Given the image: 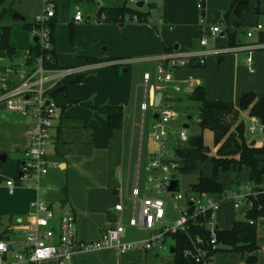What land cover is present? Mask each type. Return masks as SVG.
<instances>
[{
  "label": "crops",
  "instance_id": "crops-1",
  "mask_svg": "<svg viewBox=\"0 0 264 264\" xmlns=\"http://www.w3.org/2000/svg\"><path fill=\"white\" fill-rule=\"evenodd\" d=\"M116 1L115 5L108 8H121L127 5L129 0ZM257 2V25L251 28L253 36L251 38L247 36L248 39L254 37V31L260 33L259 39L264 36V27L259 23L261 16L264 15V10L260 9V5L264 3V0H257ZM152 4H154V7L149 11H157V4ZM78 10L81 9L77 7L76 12ZM243 14L240 17L235 14L236 20L233 25H228L225 29L222 28L219 36L215 37L226 40L227 46L218 49L259 46L261 48L254 51H264V42L243 41L241 34L243 30H247L243 26ZM148 15L146 22L131 21L123 25L109 24L104 21L93 24L90 23V19L84 22H76L73 18L70 23L74 24V26L76 24L79 26L85 25V22H87L88 29L94 31L91 37L96 39V42H94L96 48L92 46L86 49L87 51L80 49V54L77 55L75 64L70 67H64L60 64L59 54L56 49L57 42L56 38H54L57 59L63 69L45 70L46 77L49 79L48 84H46L49 90V98L56 110V118L51 130V147L48 150L47 159L57 162L59 165L57 168H51L50 172L40 179L22 180L20 172L21 165L25 160V153L30 147L32 136L38 131V121L30 113L10 112L4 107V97L7 92L17 87L23 81V78L33 70L29 68L28 60L36 43L34 35V43L31 44L28 39L27 45H25L27 46L25 64L20 66L10 65L11 68L7 70L9 75L7 78L0 80V158L4 159L5 157L6 159L5 161H0V213L4 215L3 220L9 222V227L22 220V222H27L26 219L30 214L31 204L40 197L51 204L58 217L66 208L73 209L76 215V235L78 240L83 242L99 240L107 229L116 228L119 223H124V219L125 224L127 223L132 211L131 206L130 214L124 218L127 212V202L132 204V190L136 186L137 178L140 181L143 161L142 139L148 111L143 114L141 105L146 96L147 101L153 102L156 106V98L160 93L152 87L146 91L144 75L149 73L152 77L150 86H155L158 84L156 76L158 66L161 63L159 60L161 55L174 53L184 55L189 52L200 53L204 52L208 46L203 47L200 44L201 49L197 50L192 48L191 43L188 42L186 38V35L190 32L188 15L177 21L170 18V15L167 17L166 14L165 21L159 20L157 24H155L154 20L149 22ZM12 16L4 19L0 26L11 28V46L15 51L17 44L14 40L12 41L14 28L18 27L17 24L24 25L28 21H16L13 20ZM168 18L178 22L177 34L174 33L175 27L169 23ZM12 26H14L13 29ZM258 26H262V28L259 29ZM195 27L199 28L198 25H195ZM231 37L235 38L234 41ZM103 46H106L103 52H108L107 55H103L100 52ZM209 51L215 50L211 49ZM254 51L252 53L253 70H249L247 65H245L246 68H243L237 64L238 55L248 56L245 51L217 55L219 65L224 64L226 58L234 60L233 84L231 88L226 85L230 80L227 82L222 77H219L218 85H215L216 89L209 88L206 78L211 72L215 71L216 68H213V66L211 69L203 71L206 65L204 67L198 66L192 61L189 66L179 67L175 70L172 81L168 83L169 91H167L164 99L178 114V117L169 124V134L174 129L178 131V141L175 142L179 143L181 130H178L179 127L176 125L178 122H181L185 129L190 128L192 120L195 121L196 125H200L201 104L190 99L196 87H204L208 99L232 102L236 107H238L240 98L245 93L254 92L258 96L264 94V80L256 78L254 69L255 66L257 67L264 60V52L254 53ZM132 55L136 56L133 57ZM9 57L11 58V56ZM86 58H94L98 61L86 65ZM140 62L155 64L156 74L152 75L149 70H145L138 77L140 80L137 81L136 79L138 78L134 79L133 76L128 75L131 68H124V73H119L118 66L123 65L126 67V64ZM254 62H256V65ZM102 68L104 72L99 77L96 75L97 77L95 78L87 73L91 70ZM243 70H245L246 78H243ZM11 71L14 72L11 74ZM105 76H107L108 84L103 86L99 83L98 78H104ZM140 87L145 88L142 96H139ZM230 94H232V97H230ZM161 101H163L162 98ZM110 107H121L124 112L122 127L115 130L111 136H109L107 122V113ZM153 114L155 119L156 113L154 110ZM185 116H187V120L184 119ZM241 120L246 124L247 143L253 144L255 147H263L264 133L260 123L255 118H251L247 112L241 113ZM139 123L141 124V136L137 145L136 135L137 130L140 129ZM257 128L261 130L262 138L253 137L250 134V129L255 130ZM173 142L171 134L167 143L168 154L174 153V149L171 147ZM210 149L211 155H215L216 153L213 152H217L215 145L213 149ZM159 150L160 145L151 133L148 136L145 154V160L147 161L146 172L150 160ZM169 157L172 158L170 155ZM134 168L136 174L133 179ZM224 174H233L232 185L229 189L224 188L222 196H213L218 200L223 199L226 194H235L241 188H244L242 182L246 184L245 187L251 185L250 170L246 167L238 173ZM133 180L135 183L131 185ZM8 181L14 182L13 194L9 192ZM42 192L44 193L42 194ZM119 204L124 207L121 212L115 209ZM225 204H229L230 212H232L231 226L229 227H223L219 223L221 221L219 215L224 210L223 206ZM249 209L250 206L247 202H243L238 209L234 208L232 201L224 202L218 213V219H216L218 229L221 231L233 229L237 221L245 219ZM237 211H242V219L237 218ZM256 225L258 250L252 253L240 254L224 249L212 257L211 264H250V258H254L255 264H264L263 219L260 218ZM130 229L127 228L125 241L147 237V235L144 236L142 234L143 232L132 233ZM170 241L172 245L173 241ZM160 253L162 252L144 249L124 253L116 249H104L92 253L76 254L68 264H166L168 261L160 262ZM239 258L241 261L237 263L236 260ZM170 261L174 264L173 254H171ZM40 264L61 263L56 259H51ZM167 264H171V262Z\"/></svg>",
  "mask_w": 264,
  "mask_h": 264
},
{
  "label": "built area",
  "instance_id": "built-area-1",
  "mask_svg": "<svg viewBox=\"0 0 264 264\" xmlns=\"http://www.w3.org/2000/svg\"><path fill=\"white\" fill-rule=\"evenodd\" d=\"M138 8L143 2L148 5L149 10L152 0H130ZM44 3L43 15L35 18L33 23V35L38 39L37 44L41 50L51 51L52 29L51 22L56 17L55 0H42ZM200 10L204 9L203 1L198 3ZM139 10V8H138ZM105 18V15H104ZM102 17V19H104ZM76 22H84L85 17L81 10L74 16ZM146 22L147 19H140L137 15L126 18V23ZM202 27H205L212 37H217L222 32L221 26L207 24L206 16L201 18ZM259 29L262 26H258ZM253 36V31L247 34ZM201 46L208 45V39L202 37ZM50 46L52 47L50 49ZM259 46H240L234 49H217L215 51H204L200 53L189 52L180 54H163L157 70L158 84L150 86L151 75H144V86L146 91L152 87L162 94V100L158 106L153 102L145 100L141 105L143 114L152 108L159 118L154 125L153 138L159 143V152L150 160L147 166L148 184L144 189L140 187L137 178L136 186L132 190L131 201L132 211L127 223H119L116 228L107 229L102 237L94 242H83L78 240L76 235V215L71 208H66L58 217L49 202L38 198L31 204V211L27 222H17L9 227L15 236L14 240L9 235L5 240L0 241V264H40L43 261L56 259L61 264L70 263L76 254L92 253L104 249H116L119 252H130L138 249L147 251H169L172 253L175 241L173 235L182 232L190 236L192 246L182 252V256L194 264H211L212 257L220 251L222 244L218 238V227L216 225L217 215L221 206L226 201H232L234 208L241 207L243 202L249 201L251 197H257L258 192L253 186L241 188L235 194H226L223 199L218 200L211 195H198L193 193L188 197L176 191H170L174 177L172 172L179 170V163L169 157L167 143L169 138V124L178 117L177 112L167 104L164 99L168 91V83L173 79V70L179 67H186L192 61L198 66H205L211 55H219L230 52L245 51L248 56L246 64L249 70H253L252 53L259 49ZM49 79L46 77L43 68V57L38 66L28 73L23 81L14 89L7 92L4 97V105L10 112L32 114L38 121V131L32 136L31 144L25 153L20 172L21 179L34 177L40 179L46 176L51 168H57L58 163L47 159V153L51 147V130L56 118L54 104L49 98V90L46 84ZM49 102V103H48ZM190 137L187 129L182 128L179 133V143H188ZM9 192H14V182L8 181ZM149 192V196L146 193ZM44 192H42L43 194ZM116 211H123L122 204L116 206ZM264 221V218H262ZM250 224H255L250 221ZM127 228L144 229L149 236L141 239L125 241ZM203 230L192 236V231ZM22 239L20 248L19 244ZM168 240L173 244L169 247ZM10 245L13 250L10 249Z\"/></svg>",
  "mask_w": 264,
  "mask_h": 264
},
{
  "label": "rangeland",
  "instance_id": "rangeland-1",
  "mask_svg": "<svg viewBox=\"0 0 264 264\" xmlns=\"http://www.w3.org/2000/svg\"><path fill=\"white\" fill-rule=\"evenodd\" d=\"M203 1L204 9L200 10L198 8V3ZM114 3H117L116 0H90V1H82V0H56V5H55V11H56V21L57 25L54 30V38H56V49L59 54V62L62 66L64 67H70L72 64H75V61L77 60V55L80 54L79 50L83 49L84 51L90 47L96 48V45L94 42H96V39L92 38L91 35L94 33L92 29H88L89 27L86 25L87 22H85V25L79 26L76 24L74 28V36L72 37L71 30H70V22L73 21L75 12L77 10V7H79L84 14L85 21H88L87 19H90V23L95 24V22H99V17H97L96 13L100 10V7L108 8L112 7V5H115ZM152 3H156L158 6L157 11H149V6L146 5L142 9H139L141 12H144L148 15V21L150 22L151 20L155 21V24L159 20H164L167 17L176 19L177 21L180 18H184L185 15L189 16V23L190 24V32L189 34L186 35V38L188 42L191 43L192 48L194 49H201L200 47V38L205 37L208 39V46L205 48V51H209L211 49L217 50L220 47H226V40L223 38H215L212 37L209 34V31L205 29V27H200L202 25L201 23V18L203 15L206 16L207 24L209 26L214 25L213 22L215 20V14L214 11H217L221 13V20H219L218 25L221 26V28H227L228 25L232 26L234 21L236 20L234 12L231 11V0H152ZM14 9L15 12L20 13L21 15L25 16L26 20L28 21L29 24H33L35 21V18L38 16L43 15L44 12V3L42 0H7L5 7H10ZM129 9L131 10H138L135 4L131 3L129 0L126 5ZM258 8V2L257 0H250L249 8L248 10L243 14V26L246 27L247 30H243V33L241 36H243V41L248 40L253 43H260V33L258 31H254V37L252 39L247 38V33L251 32V28L255 27L257 25V20H256V11ZM260 9L263 11L264 10V3L260 5ZM104 18V14L101 15ZM169 19V18H168ZM173 19H169V23L175 27L174 33L177 34V29L178 27V22H174ZM3 22H0V25ZM259 23L264 27V15L261 16ZM195 25H198L199 28L197 29ZM17 28H14V33L12 34V41L17 44L16 50L14 53L9 54L4 50H0V80L7 78L9 75L7 70L8 68H11L10 65H24L26 61V48L27 46V40H30V43H34V36H33V29L34 25L32 27V30H27L25 29V26L23 24H17ZM14 26H12L13 29ZM13 31V30H12ZM33 36V37H32ZM202 36V37H201ZM93 41V42H92ZM92 42V43H91ZM91 43V44H90ZM189 43V45H190ZM37 44V43H35ZM88 44V45H87ZM90 44V45H89ZM87 45V46H86ZM53 46V44H52ZM52 47L50 46V49ZM39 49L41 50V46H39ZM53 49V48H52ZM102 49V51H101ZM100 49L101 54L107 55L108 52H103V50L106 49V46H103ZM87 51V50H86ZM264 52L262 50L259 51H254V53H260ZM11 56V58L9 57ZM135 57L136 55H132ZM245 55H238L237 57V64L239 67L246 68L245 65V60H246ZM41 59L39 57L36 62L35 66H29V68L34 70L38 66V62ZM218 56L217 55H211L207 59V64L206 67L203 68V71L205 69H211L215 67V71L211 72L207 76V85H209V88H214L216 89L217 87L215 85H218V80L219 77H222L224 80H226L229 83H226L227 86H230L228 88L232 87L233 84V71H234V60L231 59H225V63L219 65L218 64ZM96 63L90 62L85 60V64H93ZM256 65V62H254ZM155 64H148V63H136V64H126V67L123 65L118 66V70L120 74L124 73V68H131L130 73L128 74L129 76H133L134 79L138 78L143 74L145 70H149L152 75H155ZM204 67V66H203ZM115 70V68H113ZM255 75L256 78H260L264 80V60L260 62V64L256 67L255 66ZM158 70V69H157ZM176 70V69H175ZM175 70H173V74L175 73ZM218 70V71H217ZM247 70V69H246ZM47 71V70H46ZM117 71V70H115ZM210 71V70H208ZM14 71H11V74ZM104 70L98 69V70H91L87 72L93 77H99L101 73H103ZM10 73V71H9ZM86 73V74H87ZM248 73V71H247ZM97 75V76H96ZM243 78H246L245 70H243ZM99 83L103 86H106L108 84L107 76L104 78H98ZM103 79V80H102ZM139 81L140 79H136ZM136 82V81H135ZM136 84V83H135ZM143 90H145L144 87H140L139 89V96H142ZM168 91H169V86H168ZM232 94H230V97ZM160 103V101H159ZM158 103V104H159ZM153 110L149 109L148 112L146 113V121H145V126H144V137L142 139L143 141V161H142V169H141V174H140V187L141 189H144L145 185L148 184V175L149 173L146 172L145 167L147 165V161L145 160V154H146V149H147V142H148V136L154 132V125L156 123V120L153 118ZM187 120V116L184 118ZM140 122V119H139ZM172 123V122H171ZM179 128L178 130L183 128V124L181 122H178L176 124ZM139 128L137 130V145L139 142V137L141 136V124L139 123ZM176 129L171 132L172 138L174 140L173 144L171 145L172 149H176L180 146H183L184 144H179L178 142V131H175ZM189 137H194L197 135H203L205 144L209 146L210 148H214V134L213 132L206 130L202 131L201 128L196 125L195 121L192 120L190 124V128L187 129ZM169 134V138L170 135ZM250 134L254 137L262 138V133L260 129H250ZM143 136V135H142ZM168 138V140H169ZM213 151V150H212ZM216 153L215 151H213ZM212 153V152H211ZM170 156L174 160H176L174 153H169ZM203 173L205 175H209L211 173V166L209 162H206L203 167H202ZM136 170L134 168L133 172V179L135 176ZM174 179L178 180L179 185H178V193L182 194L183 196L188 197L189 195L193 194L192 191V185L196 184L198 181V174H192V175H185L181 173L179 170L176 172H172L171 174ZM233 174H223L221 176V182L224 186L225 189H229L230 186L232 185V179H233ZM34 177H31L29 179H25V181H28ZM134 180L131 185H134ZM243 187H245V183H243ZM147 196H149V192L146 193ZM132 204L130 202H127V212L124 215V218L130 214V207ZM223 211L219 215V218L221 221L219 222L221 226L229 227L231 226V218H232V212H230V207L229 204H225L223 206ZM237 218L242 219L243 218V213L242 211H237ZM218 216V215H217ZM218 219V218H217ZM125 223V219L123 220ZM132 233H138V231L144 236L147 235L149 236V232L147 230H144L142 228L140 229H130ZM0 234H3L5 236H11V239L14 240L17 238L15 236L13 231L9 230V222L6 220H3L1 226H0ZM22 244V239L20 240L19 244H16L17 248H20ZM168 245L169 247L171 246V241L168 240ZM234 257V256H233ZM159 259L160 262H171V254L169 251H163L162 253L159 254ZM164 260V261H163ZM237 263L241 261V259L236 260ZM166 262V264L168 263Z\"/></svg>",
  "mask_w": 264,
  "mask_h": 264
},
{
  "label": "trees",
  "instance_id": "trees-1",
  "mask_svg": "<svg viewBox=\"0 0 264 264\" xmlns=\"http://www.w3.org/2000/svg\"><path fill=\"white\" fill-rule=\"evenodd\" d=\"M7 0H0V22L14 13L12 6L5 7ZM250 0H232L231 11L240 17L249 8ZM154 4L150 5L152 9ZM105 15L102 19L101 15ZM137 15L140 19H147V15L140 10H131L126 5L121 8L100 7L97 13L99 21L109 24L123 25L127 17ZM57 25L56 18L51 22L52 44L51 51L40 50L35 44L31 50V57L28 60L29 66H35L37 59L43 57V68L45 70L63 69L57 59L55 50L54 30ZM25 29L31 30L33 24L26 22ZM72 37L74 36L73 24L70 23ZM234 41V37H231ZM264 42V36L260 38ZM233 45V44H232ZM0 50L9 54L14 52L11 46V28L0 26ZM87 61H98L94 58H86ZM194 102L201 104L200 128L202 131L209 130L214 134V145L217 148L215 155H211V149L205 145L203 135L191 137L188 143L174 149V156L179 163V171L185 175L198 174V181L192 185L193 193L198 195L222 196L224 187L221 183V174L238 173L244 167L250 170V184L259 194L251 197L248 201L250 209L244 220L237 221L233 229L229 231H218V238L222 244L220 251L226 249L234 253H252L259 249L257 245V225L260 218H264V146L255 147L248 144L246 140V124L241 120V113L247 112L251 118H255L263 127L264 133V94L258 96L254 92L245 93L239 101L238 107L232 102L213 101L207 98L204 87H196L190 96ZM124 112L121 107H110L107 113L109 136L122 127ZM209 162L211 174L203 173V165ZM1 166V164H0ZM4 215L0 213V226ZM254 221L255 224H250ZM203 230L192 231L195 236ZM7 236L0 234V241ZM174 245V264H194L182 256L184 249L192 246V240L186 233L179 232L172 236ZM254 258L249 259L250 264Z\"/></svg>",
  "mask_w": 264,
  "mask_h": 264
},
{
  "label": "water",
  "instance_id": "water-1",
  "mask_svg": "<svg viewBox=\"0 0 264 264\" xmlns=\"http://www.w3.org/2000/svg\"><path fill=\"white\" fill-rule=\"evenodd\" d=\"M143 7H144V3L143 2H141V3L138 4V8L139 9H142ZM214 14H215L214 24H217L219 22V20H220V13L219 12H214ZM12 18H13V20H16V21L26 22V18L23 15H21L20 13H18V12H14ZM35 42L36 43L38 42V39L37 38H35ZM176 49H177V46H176ZM161 98H162V94L159 93L158 96H157V98H156V106H158V103L161 100ZM158 118H159V116H158V114H156L155 115V119H158ZM186 127H188V126H186ZM3 160L4 161L6 160L5 157H4V159L2 157L0 158V161L1 162ZM178 185H179L178 180H173L172 183H171V186H170V189L169 190L170 191H176L178 189ZM10 249L13 250V247L11 245H10ZM171 252L172 253H175L174 248H172V251Z\"/></svg>",
  "mask_w": 264,
  "mask_h": 264
}]
</instances>
